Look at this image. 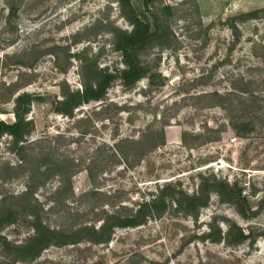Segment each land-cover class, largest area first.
I'll return each mask as SVG.
<instances>
[{
  "label": "rangeland",
  "instance_id": "1",
  "mask_svg": "<svg viewBox=\"0 0 264 264\" xmlns=\"http://www.w3.org/2000/svg\"><path fill=\"white\" fill-rule=\"evenodd\" d=\"M129 1L144 10L140 0ZM16 2L17 12L7 20L0 0V118L14 119V82L19 91L34 94L28 140L52 138L27 144L23 152L50 144L64 174L32 176V162L19 156L12 137H0V209L16 210L0 224V264H264V207L258 208L264 193V15L240 21L237 30L226 23L228 16L264 6V0H154L146 16L158 11L169 28L167 37L139 53L152 76L130 86L116 77L103 99L77 106L71 116L54 110L59 84L80 87L82 63L123 67L114 42L116 29L132 27L128 6L119 0ZM164 5L168 11L161 9ZM240 75L253 79L250 89L258 96L254 109L245 111L253 125L243 137L234 134L226 104L209 95L212 90L225 94L239 84ZM126 137L138 142H130L134 149L125 158L113 144L124 147ZM144 147L149 150L142 153ZM87 163L93 181L82 169ZM198 173L238 179L256 212L245 218L211 193L196 219L169 210L138 226L116 228L108 243L50 245L39 256L15 263L1 246V236L21 242L32 233L27 212L36 208L51 226H69L76 210L94 220L91 205L99 213L112 204L133 206L167 180L192 192ZM29 185L35 206L27 207L19 195ZM91 189L96 192L85 193ZM60 198L61 209L55 206ZM214 219L222 231L234 221L251 228L255 238L236 245L202 240L199 235Z\"/></svg>",
  "mask_w": 264,
  "mask_h": 264
},
{
  "label": "trees",
  "instance_id": "2",
  "mask_svg": "<svg viewBox=\"0 0 264 264\" xmlns=\"http://www.w3.org/2000/svg\"><path fill=\"white\" fill-rule=\"evenodd\" d=\"M4 1L6 19L10 20L17 12V0ZM119 1H124V8L128 6L126 17L132 25L129 31L123 29L115 30L114 46L116 50L120 51L123 67L109 70L108 67L99 66L96 61L86 64L82 63L80 65V87H71L67 82L59 84L61 96L54 101V110L57 113L71 116L77 106L103 99L107 88L116 77H119L124 85L130 86L141 77L152 76L148 66L140 62L139 53L150 44L157 43L162 38L167 37L168 32L166 30L169 27L159 17L158 11H150V17L146 16L144 10L152 6L154 8V0H140V4L144 8L143 11L138 10L129 0ZM169 8V5H164L161 9L165 12ZM260 15H264V6L228 16L226 23L230 28L237 30L240 21L256 18ZM253 82V79L240 75L239 84L233 86L225 94H221L216 90L209 92V95H217L222 105L226 104V109L230 113L229 124L234 134L238 137L245 136V133L253 125L252 116H245L247 115L245 111L254 109V100L258 98L255 91L250 89ZM13 85L11 96L13 97L12 112L14 119L6 121L0 118V137L4 133L12 137L14 147L19 156L32 162V176L43 175V179H46L52 174H64L60 168L62 165L61 157L56 154L50 144L36 151L30 147L31 151L29 154H24L23 150H25L27 144L32 146V144L39 141L47 140L44 139L46 136L48 138L52 137L45 135L28 140L34 129V122L32 118L27 116V113L35 96L25 90L19 91L21 85L17 84V82H14ZM232 95L237 98L236 101L232 98ZM236 109L238 112L235 113ZM262 116L264 120V114ZM157 133L161 136L160 143H162L163 129L161 127L158 128ZM183 136L184 133L182 138ZM130 142L136 143L138 140H131L126 137L124 138V147L118 142L113 144V149L126 158L130 151L134 149ZM148 150V147H144L141 152L144 153ZM82 169L87 172L88 177L93 181L95 173L92 171L91 163L85 164ZM65 179L66 187L69 188L71 184L70 176L67 175ZM257 189L254 187L251 194L254 195ZM262 189L264 191V188ZM243 190L244 186L241 185L238 179L230 181L223 176H208L198 173L196 188L192 192L185 190L178 181L167 180L158 185L155 192H150L149 196L141 198L133 206L121 203L112 204L110 209L102 210L99 213L94 210L95 206L91 205L90 208L91 212L94 213V220L86 218L87 212L85 210H76L73 213V224L64 227H55L48 224L41 214L42 208H36V210L27 212V215L31 218L32 233L21 242H10L1 236V246L7 249L8 255L15 263L39 256L41 251L50 245L78 243L81 241L92 244L108 243L116 228L138 226L149 218L159 217L169 210L180 212L196 219L200 209L207 205L211 193H215L222 202L233 205L241 216L248 218L256 212L257 208L251 209ZM32 192V185H29L28 189L19 195L25 200L24 205H27V207L35 206V202L32 203L30 200V193ZM57 192H59V189ZM95 192L96 189L85 191L87 194H94ZM61 199H56V208L61 209L65 206ZM263 207L264 193L258 208ZM15 212L16 210L12 208L8 211L0 209V224L10 221ZM199 237L202 240L223 241L227 245H236L245 240H254L255 235L251 228L244 229L234 221L227 222L225 231H222L216 223V219H214L212 223H209L208 230L203 231ZM133 254L137 253L134 252ZM133 254L127 258L126 262L131 261Z\"/></svg>",
  "mask_w": 264,
  "mask_h": 264
}]
</instances>
